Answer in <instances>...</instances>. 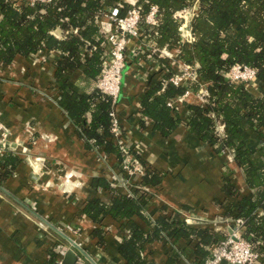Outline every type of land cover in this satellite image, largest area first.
I'll return each instance as SVG.
<instances>
[{
	"label": "crops",
	"instance_id": "0c3cea01",
	"mask_svg": "<svg viewBox=\"0 0 264 264\" xmlns=\"http://www.w3.org/2000/svg\"><path fill=\"white\" fill-rule=\"evenodd\" d=\"M97 1L107 9L95 15L99 40L115 28L108 14L116 0ZM197 3L194 6L198 10ZM77 32V27L52 30L58 39ZM191 44L182 39L172 49L165 47L169 53L165 56L149 34L139 42L131 40L116 112L128 149L141 156L149 172L161 177L159 182L142 187L150 199L145 212L148 218L155 222L159 216L180 215L194 228H214L228 235L235 219L227 214V207L238 204L244 196H252L254 190L248 187L245 172L235 163L232 150L218 153L214 146L188 130V106L205 104L207 100L198 91L170 99L180 114L181 124L168 136L155 129L153 120L141 111V101L155 72L168 62L171 64ZM91 54L88 51L82 61ZM63 57L62 51L43 47L38 53L17 55L9 63H0V140L7 144L6 152L0 154L15 157L0 186V264H56L59 258L65 260L68 253L74 254L76 264L78 246L92 259L88 264H126L119 250L120 223L110 216L96 223L83 212L87 200L107 201L112 197V192L103 186H92L95 178L105 180L119 192L129 193L115 176L120 172L117 157L113 153L105 155L103 147H93L91 142L89 145L59 104L55 71L56 62ZM84 68L82 64L77 69L70 85L88 94L96 87V80L87 78ZM248 87L256 95L261 94L258 80ZM218 132L225 135V127L219 125ZM245 139L253 149L264 143L251 130L246 131ZM8 169L10 166L0 163V173ZM227 175L238 189L237 196H228L224 189ZM140 178L131 176L130 181L136 184ZM135 221L147 231L152 228L139 217ZM98 227L104 242H99L94 233ZM198 241L197 236H191L173 244L165 236L146 243L143 257L151 264H166L176 256L179 264H194L200 256L195 248Z\"/></svg>",
	"mask_w": 264,
	"mask_h": 264
},
{
	"label": "trees",
	"instance_id": "16d2710c",
	"mask_svg": "<svg viewBox=\"0 0 264 264\" xmlns=\"http://www.w3.org/2000/svg\"><path fill=\"white\" fill-rule=\"evenodd\" d=\"M197 1L198 10L191 22L194 41L189 49L182 50L179 58L188 64H197L199 82L175 85L169 81L172 69L168 62L149 81L141 111L153 120L155 129L168 136L181 124L179 112L168 101L182 97L189 90L198 91L200 83L206 84L205 104L188 106L187 128L214 146L216 152H234V161L244 170L247 185L254 193L244 196L238 204L228 206L227 214L235 220H243L242 236L260 253L257 264H264V143L253 149L245 139L246 131L251 130L264 141V0H140L144 16L152 6L158 8L157 25L143 22L145 35L149 34L158 48H174L181 41V19L175 14L193 7ZM128 7L125 4L120 8L117 16L124 17ZM103 11L107 9L97 0H51L33 4L24 0H0V63H9L17 55L38 53L43 47L62 51L64 57L56 62L55 71L59 104L78 125L80 135L89 145L91 142L93 147H103L104 154L113 153L117 157L121 171L126 154L116 143L111 130L112 99L97 87L83 94L70 85V79L82 64H85L87 78L97 80L101 74L107 45L105 38L97 39L100 32L95 15ZM57 27H77L78 32L58 39L52 34ZM88 51L92 54L83 62ZM236 64L257 69L260 95L246 83L234 82L227 77L229 69ZM219 125L225 127V135L218 132ZM129 153L145 167V174L134 184L133 193L119 192L105 180L95 178L92 186L96 189L103 186L112 192V197L107 201L101 198L87 200L84 214L96 223H101L107 216L120 223L118 231L122 234V244L119 250L126 264H151L143 257L144 245L165 236L173 244L197 236L199 241L195 248L200 256L194 264H202L212 248L228 235L214 231V228H194L180 215L159 216L152 222L145 214L150 199L142 187L159 182L161 177L149 172L135 150H129ZM14 159V156L0 154V163L10 166L0 173V186L12 169ZM224 182L227 195L237 196L238 189L228 175ZM135 217L151 224L152 228L149 231L143 229ZM99 229L94 233L99 242H104V234ZM201 256L205 258L201 260ZM166 264H179L177 256L169 258Z\"/></svg>",
	"mask_w": 264,
	"mask_h": 264
},
{
	"label": "built area",
	"instance_id": "2783aa9c",
	"mask_svg": "<svg viewBox=\"0 0 264 264\" xmlns=\"http://www.w3.org/2000/svg\"><path fill=\"white\" fill-rule=\"evenodd\" d=\"M12 1L16 2L18 0ZM24 1L33 4L35 2H48L51 0ZM125 4L129 6L127 14L124 17H118L119 9ZM157 12L158 8L152 6L150 11L144 16L140 0H119L116 3L111 13L108 14L115 28L105 37L107 47L103 60V69L96 80V87L112 99L113 106L110 113L112 116L111 130L116 143H118L126 154L122 164L123 172L127 175V178L122 176L121 171H118L115 176L119 181L118 184L126 188L129 194L133 193L134 187V184L130 181V177L143 176L145 174V167L135 156L129 153V149L123 139V130L117 116L116 105L121 89L123 69L127 61L128 44L131 40L139 42L143 39L145 36L144 21L151 25H157L159 23ZM196 13L197 9L194 10V6L176 12L175 17L181 19V40L183 39L188 42L194 41L191 22ZM165 49L163 48L161 55L169 56V53ZM173 66H176L177 69H174ZM170 68L172 69V74L169 81L175 85L187 84L193 81L199 82L197 64H188L179 57H176L171 61ZM227 77L234 82H244L247 85H252L253 82L257 81V69L249 65L236 64L229 69ZM200 85L201 87L198 89V92L206 100L208 94L207 88L202 83ZM193 91L189 90L186 94ZM168 104L172 106L170 101H168ZM2 129L3 124L0 120V131ZM6 149L7 144L0 140V153L6 152ZM234 224L230 227V233L227 238L212 248L211 254L204 259L202 264H257L260 261V253L242 236L241 229L244 224L243 220L236 219L234 220ZM78 249L76 264H88V261H92L90 256L80 246H78ZM56 264H65L63 258H59Z\"/></svg>",
	"mask_w": 264,
	"mask_h": 264
},
{
	"label": "water",
	"instance_id": "95a60500",
	"mask_svg": "<svg viewBox=\"0 0 264 264\" xmlns=\"http://www.w3.org/2000/svg\"><path fill=\"white\" fill-rule=\"evenodd\" d=\"M74 254H72V253H68L67 255H66V258H65V260H64V263L65 264H75L74 262Z\"/></svg>",
	"mask_w": 264,
	"mask_h": 264
},
{
	"label": "rangeland",
	"instance_id": "374dc122",
	"mask_svg": "<svg viewBox=\"0 0 264 264\" xmlns=\"http://www.w3.org/2000/svg\"><path fill=\"white\" fill-rule=\"evenodd\" d=\"M197 3V2H196ZM198 4V3H197ZM197 9V7L196 6H194V10H196Z\"/></svg>",
	"mask_w": 264,
	"mask_h": 264
}]
</instances>
